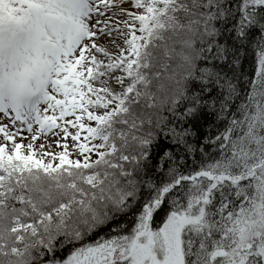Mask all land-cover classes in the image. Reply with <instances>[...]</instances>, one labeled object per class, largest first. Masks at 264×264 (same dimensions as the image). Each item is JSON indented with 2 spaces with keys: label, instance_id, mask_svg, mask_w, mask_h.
Returning <instances> with one entry per match:
<instances>
[{
  "label": "snow or ice",
  "instance_id": "6c2138e0",
  "mask_svg": "<svg viewBox=\"0 0 264 264\" xmlns=\"http://www.w3.org/2000/svg\"><path fill=\"white\" fill-rule=\"evenodd\" d=\"M0 264H264V0H0Z\"/></svg>",
  "mask_w": 264,
  "mask_h": 264
}]
</instances>
